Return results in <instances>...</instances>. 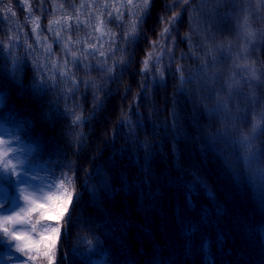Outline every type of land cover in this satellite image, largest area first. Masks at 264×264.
<instances>
[{"label": "trees", "instance_id": "16d2710c", "mask_svg": "<svg viewBox=\"0 0 264 264\" xmlns=\"http://www.w3.org/2000/svg\"><path fill=\"white\" fill-rule=\"evenodd\" d=\"M30 2L34 15L40 17L41 40L49 37L52 53L46 54L36 45L32 24L25 20L29 13L23 0H10L16 15L0 13L4 17L0 19V38L7 39L9 27L22 28L34 50H29L31 56L22 65L19 79L6 71L4 65L10 68L11 62L0 54V122L19 135L22 143L14 147L24 149L33 174L59 177L62 171H68L69 164V174L75 173L79 195L74 201L72 223L62 235L56 264H264V193L239 173L236 150L227 141L210 139L223 128L220 117L210 119L202 105L194 107L187 91H177L178 79L168 74L175 73L180 64L188 76L199 64L184 39L189 28L187 14L176 26L175 58L170 69H165L167 86H161L140 71L150 42L162 27L159 16L164 12L165 0H153L143 35L123 53L128 63L122 75L106 85L107 94L100 93L103 106L83 126L85 140L80 145L64 101L56 107V90L39 98L33 92L36 66L31 61L39 57V62L45 63L51 55V59L63 63L61 49L69 35L73 41H89L91 35V42L98 43L95 37L99 33L93 35L95 18L85 11L80 17L85 21L80 30L73 27L63 33L60 43H55L48 21L64 13L74 15L73 9L79 8L81 0ZM8 5L9 0H4L3 7ZM101 6L96 0V8ZM69 24L75 26V21ZM255 26L264 29V24ZM108 29L119 36L115 21L105 24V31ZM23 33H19L22 39ZM214 43L233 49L231 53L224 51L218 66L223 77L242 72L233 68L236 50L245 47L234 17L221 21ZM17 54L25 56L24 48H18ZM249 54V63H264V38L257 37ZM121 55L117 52L113 60ZM103 59L97 56L89 62L96 64ZM162 62L169 63L167 56ZM90 75L101 79L97 70L90 71ZM77 77L87 79L85 70L77 71ZM142 80L148 84L145 89L140 88ZM185 87H195V82ZM73 99L85 116L92 112L95 101L91 89L81 86ZM67 106L71 107L72 101ZM173 112L177 119L171 115ZM138 120L143 127L136 128L133 143L127 135L128 121L135 127ZM241 127L248 130L243 123ZM256 143L258 148L264 147V135ZM7 195L10 198L16 193L10 187ZM19 203L23 205L22 198ZM80 239L85 243L77 244ZM88 240L93 241L91 249ZM74 248L78 254H73Z\"/></svg>", "mask_w": 264, "mask_h": 264}, {"label": "snow or ice", "instance_id": "6c2138e0", "mask_svg": "<svg viewBox=\"0 0 264 264\" xmlns=\"http://www.w3.org/2000/svg\"><path fill=\"white\" fill-rule=\"evenodd\" d=\"M100 2L102 6L96 8V0L88 4L81 0L79 8L73 9L74 15L64 13L62 17L55 16L48 21V31L55 37L53 42L60 43L64 32L73 30V27L80 30V26L85 23L80 17L87 11L89 17L95 18L93 35L99 33L95 37L98 43L91 42V35L89 41H73L69 35L61 49L63 63L51 59V55L45 63H40L39 57L31 61L36 66L31 84L33 92L39 98L52 89L56 90V107H59L61 100L64 101L65 113L71 119L76 142L80 145L85 140L83 126L103 106L100 93L105 92L108 83L122 75L128 63L123 53L128 45L138 42V38L143 35V25L153 6V0ZM3 3L4 0H0V13H10L14 17L16 13L12 10L10 0L7 8L3 7ZM23 3L29 13L25 20L32 24L31 32L35 34L36 45L44 53L51 54L49 37L43 36L41 40L40 17L34 15L30 0H23ZM60 8L63 9L64 5L61 4ZM163 9L164 12L159 16L162 27L156 39L150 42V50L142 61L141 73L146 77L151 75L153 81L167 86L165 69H170L171 61L175 58L174 33L177 32V24L187 14L189 28L184 39L188 42L189 52L199 64L188 76L184 75L180 64L176 65L175 73L169 71L168 74L178 79L177 91H187L194 107L202 105L210 119L220 117L223 128L217 129L210 139L213 142L227 141L238 153L235 164L240 166L239 173L264 193V147L258 148L256 143L259 136L264 135V63H249V48L255 44L257 37L264 38V29L255 26L257 23L264 24V0H165ZM105 16L107 20L104 19ZM233 17L242 37V44L245 45L236 50L233 68L241 69L242 72H234L225 79L218 66L224 58V51L231 53L233 49L216 44L214 40L221 21ZM0 19L4 17L0 16ZM70 20L75 21V26L69 24ZM113 21L120 30L119 36L111 29L105 31V24ZM58 25L61 27L57 31L55 29ZM7 32L9 34L6 40L0 38V54L11 62L10 68L7 63L4 65L6 71L13 78L19 79L22 65L31 56L29 50H34V45L28 41V34L23 33L22 28L9 27ZM19 33H23V39ZM105 37L108 38L106 50ZM81 43L85 47H76ZM21 47L25 50V56L17 54V49ZM252 51L255 49L252 48ZM117 52L122 55L119 60H113ZM68 56L71 60L67 59ZM97 56L104 59L98 60L96 64L89 62ZM165 56L169 61L167 65L162 62ZM109 60L113 62L109 64ZM74 68L76 71H73ZM81 69L85 70L87 79L77 77V71ZM92 70H97L101 79L92 78ZM193 82L195 87L186 89L185 86ZM81 86L85 90H92L95 101L92 112L87 116L73 99ZM147 87L146 80H142L140 88ZM135 99L136 97L133 98L134 102ZM70 101L72 106L68 107ZM171 115L177 119L175 112ZM242 123L248 128L247 131L241 127ZM139 127H143L139 120L135 127L128 121L127 135L133 143L136 141V128ZM77 129L80 131H76ZM18 142L22 143L19 135L0 122V193H3L0 196V264H56L61 238L72 223L74 201L79 195L73 179L75 173L69 174V164L66 166L68 171H62L59 177H38L30 171L31 164L24 155V149L14 147ZM37 180L40 182L33 183ZM10 187L16 195L9 198L7 193ZM21 198L23 205L19 203ZM80 243L85 241L77 240V244ZM86 243L91 249L93 241L88 240ZM72 251L73 254H78L75 248Z\"/></svg>", "mask_w": 264, "mask_h": 264}, {"label": "rangeland", "instance_id": "374dc122", "mask_svg": "<svg viewBox=\"0 0 264 264\" xmlns=\"http://www.w3.org/2000/svg\"><path fill=\"white\" fill-rule=\"evenodd\" d=\"M33 183H39V182H37V181H34Z\"/></svg>", "mask_w": 264, "mask_h": 264}]
</instances>
